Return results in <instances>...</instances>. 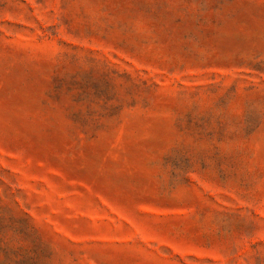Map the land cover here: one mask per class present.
<instances>
[{
    "label": "rangeland",
    "instance_id": "1",
    "mask_svg": "<svg viewBox=\"0 0 264 264\" xmlns=\"http://www.w3.org/2000/svg\"><path fill=\"white\" fill-rule=\"evenodd\" d=\"M0 264H264V0H0Z\"/></svg>",
    "mask_w": 264,
    "mask_h": 264
}]
</instances>
